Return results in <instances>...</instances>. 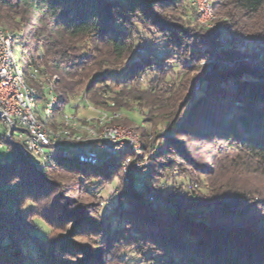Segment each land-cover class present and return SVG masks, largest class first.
<instances>
[{"label":"trees","instance_id":"1","mask_svg":"<svg viewBox=\"0 0 264 264\" xmlns=\"http://www.w3.org/2000/svg\"><path fill=\"white\" fill-rule=\"evenodd\" d=\"M211 6L220 21L206 29L191 0H0V26L28 65L57 77L62 105L83 96L97 110L125 114L115 123L134 125L144 150H156L144 188L132 171L104 225L80 196L92 200L119 184L117 162L109 170L70 160L36 168L14 147L2 152L0 264H29L26 241L43 259L39 237L23 234L25 204L69 218L77 236L96 243L94 251H51L45 264H105L110 253L120 260L122 247L151 264H264V0ZM240 34L257 46L242 47ZM139 119L173 136L148 135Z\"/></svg>","mask_w":264,"mask_h":264},{"label":"built area","instance_id":"2","mask_svg":"<svg viewBox=\"0 0 264 264\" xmlns=\"http://www.w3.org/2000/svg\"><path fill=\"white\" fill-rule=\"evenodd\" d=\"M191 7L201 22L213 19L209 0H191ZM216 42L224 48L225 34L220 33ZM13 43L12 35L0 26V127L4 131L0 134V154L14 147L36 168L54 160H70L109 170L117 162L119 174L127 185L131 172L145 167L138 136L131 137L124 129L112 126L111 121L119 115L93 108L83 96L70 103L76 110L75 103L81 102L95 117L81 119L65 114L64 107L70 103L62 105L57 77L41 65L29 64L24 72L16 60ZM239 43L244 47L254 45L252 39L245 37H239ZM138 53L143 55L140 50ZM200 90V85H196L195 91ZM136 186L143 189L145 184L137 178ZM147 199L149 203L165 206L151 195Z\"/></svg>","mask_w":264,"mask_h":264},{"label":"rangeland","instance_id":"3","mask_svg":"<svg viewBox=\"0 0 264 264\" xmlns=\"http://www.w3.org/2000/svg\"><path fill=\"white\" fill-rule=\"evenodd\" d=\"M209 4L211 5V0H209ZM195 13H196L197 23L200 26H202L206 29H213V28L218 26L220 18L214 14V12L212 10V6H211V13H212L213 19L209 22H206V23H203V21L201 22L199 20V15L197 14L196 11H195ZM238 37H245L248 39H252L254 41V45L250 46L252 48L256 47L258 44V41L253 36L240 34ZM242 47H244V46H242ZM139 50L143 53V50L137 49L136 53L138 55H139V53H138ZM13 52L15 54L16 60L19 63L20 67L22 68V70L24 72H26L27 66H28L27 58L25 57L24 53L21 52L20 48L14 43H13ZM199 92H197V93H199ZM77 98H80V96L76 97L75 99H77ZM75 104L77 106L76 110L74 109V107L70 103L64 107L63 112L65 114H69V115H76V116L80 117L81 119H89V118L95 117L96 114H94V112H92V111H89L88 109H85L81 102H77ZM107 113L119 115L118 118L113 119L111 121V125L112 126H118L122 129H124L126 132H129L131 134V137H133L132 135L136 134L138 136L139 142L142 146V141L139 137V132H138V130L135 129L134 125L123 126L121 124L115 123L117 120H124V118H126L125 114L110 113V112H107ZM140 119L136 120V121H137L138 125H140V127H144L147 130L148 135H151L150 131L154 130V131H158V135H164V136H168V137L173 136L172 135L173 133L169 129H167V127H165L164 125H157L156 127H153L150 124H145V123L141 122ZM178 124H179V122H178ZM3 133H4V131L1 130V127H0V134H3ZM14 139H15V136H14ZM142 149H143V153H144V155L142 157L143 158L142 162L145 165V167L140 168L141 170H138V171L133 170V172H137L138 178H140L145 184L147 179L151 176V172H152L151 171L152 170L151 169V163H152V159H153V156H154L156 150H155L154 146L150 147L148 150H144V148L142 146ZM31 159L35 163V158L31 157ZM88 167H90V166H88ZM120 186H125L123 180L121 179L119 181V184L117 183L116 180H114L111 183V185L110 184L106 185L102 190H100L98 192V194L93 195L94 197L92 198V200H87L90 196H85V195L81 194L80 197H82L84 199L85 204L90 203V209L95 210L97 213L96 217H92L93 219H96V220L99 219L100 221H102L103 225H104V222H107L110 219V217H105L107 214V211H108L106 209H108L112 204L115 203L116 196L120 193V190H121ZM55 197L56 196H52L51 199H54ZM98 205H100V207ZM21 208H23L24 210H28L26 215L24 214L22 217H20L22 220L21 222L24 225L23 226L24 227L23 234L26 236V240H28V239L32 240L35 237H37V238L39 237L41 242L38 243V245H36V246H39L40 244H42L44 246V255L42 257L43 259H41L38 257V254H39L38 250H37L38 248H36L34 245H32L30 247L28 246V249H27L26 247H27L28 242L27 241L23 242V248L22 249H24V251L26 249V252H28V255L30 256L29 260L31 262H28L29 264H45V263H48L52 259V254H51L52 252L51 251H55V252H53V254H55V253L57 254L60 251L64 252L65 250H62V247L66 248L70 252H72V251L75 252V254H76V252L78 253V252L82 251V247L88 248L90 251L95 250L96 243L92 242L94 240H91V241L88 240V237H85V235L77 236V234H75L73 232L74 224L72 222H69V224H66V223H68L67 220H70L69 218L66 219L65 217H61L60 216L61 214H58L56 217H43L44 210H40V208L33 206V204H25ZM51 218L54 219L53 223H55L54 224L55 226L47 224L44 221L46 219H49V220H46L48 222V221H50ZM68 234L70 235L69 240H64L62 237H65ZM30 240H28V241H30ZM100 241H102V240H100ZM115 252L118 253L120 260H118L117 258H113L112 253H110L107 256V261L105 262V264H151V263H153V262H143L141 257H139L138 255H135L133 253L132 247L117 248L115 250ZM75 254H74V256H75ZM63 259L64 260H62V261H66L69 263L76 262V260H69L68 257L63 258Z\"/></svg>","mask_w":264,"mask_h":264},{"label":"water","instance_id":"4","mask_svg":"<svg viewBox=\"0 0 264 264\" xmlns=\"http://www.w3.org/2000/svg\"><path fill=\"white\" fill-rule=\"evenodd\" d=\"M165 205V204H164Z\"/></svg>","mask_w":264,"mask_h":264}]
</instances>
